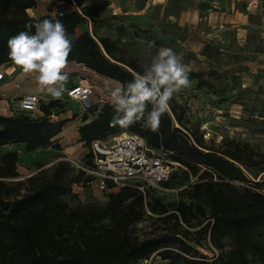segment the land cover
Masks as SVG:
<instances>
[{"label": "trees", "instance_id": "trees-1", "mask_svg": "<svg viewBox=\"0 0 264 264\" xmlns=\"http://www.w3.org/2000/svg\"><path fill=\"white\" fill-rule=\"evenodd\" d=\"M32 3L0 0V64L11 62L7 46L10 37L29 30L26 25H33L30 32L34 33L38 21L58 19L73 40L68 62L82 63L90 71L122 84L130 82L134 73H142L145 63L128 55L117 39L96 37L81 29L85 18L76 8L37 17L27 11ZM193 76L201 77V84H206L201 73ZM58 106V99H52L43 106L46 113L37 117L28 113L0 115V147L20 142L26 151L61 148L57 136L67 119L50 117ZM87 109L93 111L82 115L84 122L78 127L79 139L85 145L110 134L134 131L151 146L171 150L172 158L186 169L194 173L203 169L209 176L197 186L205 188L209 215L201 203L182 199L165 204L152 197V189L144 194L133 186L110 185L118 188L108 192L105 204L75 203L70 198L78 197L75 186L92 181L91 175L75 169L68 159L59 158L26 180H13L19 175V153L9 150L0 153V248L7 246L18 252L14 264H138L154 253L165 260L163 264H264V236L259 231H264V193L260 190L264 179L253 181L248 175L254 168L257 173L264 171V153L254 155L233 140L205 143L190 131L186 107L175 95L156 132L143 127V121L129 127H111V100ZM89 114L96 117L88 119ZM177 174L175 171L169 180ZM239 181L251 184L253 195L247 201L234 193ZM150 210L165 225L144 237L133 234L131 225L143 220ZM196 217L198 226L191 231V220Z\"/></svg>", "mask_w": 264, "mask_h": 264}, {"label": "rangeland", "instance_id": "rangeland-1", "mask_svg": "<svg viewBox=\"0 0 264 264\" xmlns=\"http://www.w3.org/2000/svg\"><path fill=\"white\" fill-rule=\"evenodd\" d=\"M33 6L27 8L32 16L44 14L55 15L60 11L76 8L83 16L84 21L80 28L88 30L92 35L111 36L119 41L128 55L136 56L145 64L160 47H167L180 57L181 62L189 69L191 87L175 94L176 98L186 107L190 119L189 129L205 141V143H222L224 140H233L247 152L264 153V37L261 36L264 22V12L250 14L245 11L242 2L235 0H30ZM215 2V3H214ZM233 2V3H232ZM215 4L216 11L210 14L207 8ZM222 13L230 17L231 21L238 20L239 25L248 28L247 38L239 42L236 38V28L216 30L212 24L217 22ZM234 19V20H233ZM149 42H154L149 47ZM223 45L225 52L219 50ZM14 63L7 62L9 68L8 80L0 85L1 115H19L15 110L16 97L25 92H37L41 97L40 109L36 116L45 111L43 106L54 99L45 92L38 90L39 85L34 74L20 76ZM64 71L68 79L65 91L59 101V106L54 107L52 114L57 109L60 111L76 110L77 114H88L93 110L84 109L83 103L71 99L67 89L75 83L91 82L95 85L92 102H97L101 97L111 100V90L119 83L90 71L82 63L68 62ZM201 73L206 84H201V77L193 73ZM19 83L17 85L16 83ZM11 97V98H10ZM51 97V99H49ZM80 103L81 108H79ZM12 111V112H11ZM51 112V111H50ZM46 113V112H45ZM90 115V114H89ZM91 116V115H90ZM53 117V115H50ZM78 141H69L75 145ZM67 144V143H66ZM9 150L19 153V175L13 180H26L43 167L51 165L59 159L61 154L56 147H39L26 151L25 144L14 142L0 147L3 154ZM87 145H79L78 151L70 153L72 159L81 161L87 155ZM40 163L43 165L40 167ZM76 169V167H75ZM177 177L165 183L162 189L152 188V197H157L165 204L186 200L201 203L209 215L210 208L204 187H198V182H203L209 175L203 174V169L194 173L190 169H178ZM254 168L248 173L253 181H262L264 171ZM257 173V174H255ZM23 183V187L27 185ZM234 188L237 198L247 201L252 198L249 190V181H239ZM118 187L110 188L116 190ZM252 188V187H251ZM250 188V189H251ZM78 197L70 195L73 202H98L105 204L109 195L107 191L100 190L97 182H84L74 188ZM264 193V186L260 189ZM24 191V189H22ZM147 216L131 225L135 235L144 237L160 230L165 225L156 218L157 213L150 210ZM206 215V216H207ZM201 217H204L203 215ZM193 231L198 226V218H192ZM262 236L264 231L259 230ZM210 256L213 252L205 247L198 246ZM212 249H217L212 246ZM19 256L18 252L7 246L0 248V264H14ZM159 255L154 253L150 258L140 260L138 264H163Z\"/></svg>", "mask_w": 264, "mask_h": 264}, {"label": "clouds", "instance_id": "clouds-1", "mask_svg": "<svg viewBox=\"0 0 264 264\" xmlns=\"http://www.w3.org/2000/svg\"><path fill=\"white\" fill-rule=\"evenodd\" d=\"M25 27L29 30L9 38V58L25 74L35 75L41 92L60 99L66 90L68 76L64 69L73 40L58 19L38 21L34 33L30 32L33 25ZM153 45L149 42L150 48ZM189 72L173 49L160 47L150 63L143 65L142 73H134L130 82L117 83L111 90L114 115L110 126L129 127L143 121V127L158 131L161 116L169 111L174 95L191 87Z\"/></svg>", "mask_w": 264, "mask_h": 264}, {"label": "built area", "instance_id": "built-area-1", "mask_svg": "<svg viewBox=\"0 0 264 264\" xmlns=\"http://www.w3.org/2000/svg\"><path fill=\"white\" fill-rule=\"evenodd\" d=\"M235 1L242 2L245 11L250 14L264 12V0ZM214 3L207 8L210 14H214L216 11L217 6ZM59 13L63 14L64 11ZM212 26L216 30L228 28L227 23L223 20H218ZM232 27L236 28L237 40L244 42L247 38L248 28L243 25ZM262 28L261 36L264 37V22ZM219 50L226 51L223 45L219 46ZM9 74L6 64H0V85L8 80ZM16 84L19 85L18 82ZM94 90L93 83L80 82L72 84L67 89V95L71 99L82 102L83 108L86 110L95 103L101 105L106 101L104 97H101L97 102H92ZM16 98V108L13 111L19 110L21 113L37 117L35 112L41 106V97L37 92H25ZM1 110L2 106L0 105V112ZM87 147V155H84L81 161L64 158L71 161L76 169H81L87 175H91L93 180L90 182L96 181L99 189L107 192L110 191V185L133 186L146 194L148 189H162L176 170L186 169V166L172 158L171 150L151 146L144 136L134 131L124 130L110 134L105 138L94 139Z\"/></svg>", "mask_w": 264, "mask_h": 264}, {"label": "crops", "instance_id": "crops-1", "mask_svg": "<svg viewBox=\"0 0 264 264\" xmlns=\"http://www.w3.org/2000/svg\"><path fill=\"white\" fill-rule=\"evenodd\" d=\"M216 20H223L226 23H228L231 27L235 26V25H239L238 24V20H234L233 19L234 21H231L230 17H226L225 13H222L221 17L217 18ZM13 67L15 68V70L18 68V66L15 65V64L13 65ZM9 68H12V66L8 67V69ZM16 74H17V76L18 75L24 76L23 71L16 70ZM38 90H40V88H38ZM49 99H51V97H49ZM78 106H79V108H81L80 103H78ZM64 109H67V108L64 107V108H61V109H57L56 111H54L55 113L52 114L53 115V117H52L53 119H56V120L57 119H67V122L65 123V125L63 127V130L57 136V141L61 145V148H59L60 153L61 154H65L66 156H61L59 158H64V157L73 158V157H71L68 154L75 153L76 151H78L79 145H83L84 144V141L79 139L80 136H79V133H78V127L84 121L82 120L81 114H79L80 112L77 114L76 110H72V112L69 111V110L60 111L56 115V112H58L59 110H64ZM94 117H96V114H92L88 119H93ZM71 140L78 141V143L75 144V145L69 144V141H71Z\"/></svg>", "mask_w": 264, "mask_h": 264}]
</instances>
